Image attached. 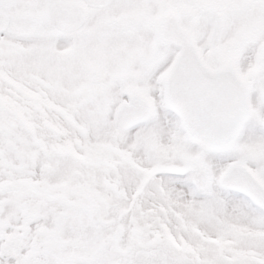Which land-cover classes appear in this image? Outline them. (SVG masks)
I'll return each mask as SVG.
<instances>
[{
	"label": "snow or ice",
	"instance_id": "6c2138e0",
	"mask_svg": "<svg viewBox=\"0 0 264 264\" xmlns=\"http://www.w3.org/2000/svg\"><path fill=\"white\" fill-rule=\"evenodd\" d=\"M0 264H264V0H0Z\"/></svg>",
	"mask_w": 264,
	"mask_h": 264
}]
</instances>
